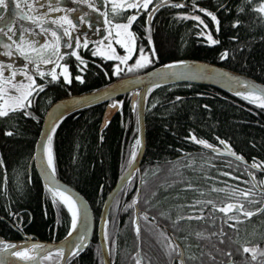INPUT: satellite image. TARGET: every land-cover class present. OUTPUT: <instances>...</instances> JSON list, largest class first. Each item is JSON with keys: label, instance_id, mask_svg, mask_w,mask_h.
<instances>
[{"label": "trees", "instance_id": "obj_1", "mask_svg": "<svg viewBox=\"0 0 264 264\" xmlns=\"http://www.w3.org/2000/svg\"><path fill=\"white\" fill-rule=\"evenodd\" d=\"M169 1L185 3L183 7L166 5L159 8L147 24L148 11H142L131 26L130 30L136 36L134 55L143 47L152 61L135 75L181 60H196L233 70L264 85V17L252 10L259 0H251V3L195 0L199 7L215 12L219 31L204 13L193 10V0ZM221 4L225 7L221 8ZM241 5L244 11L238 12L237 7ZM129 14V10H124L118 21L126 20ZM180 14L200 15L208 25L207 29ZM235 20L240 24L233 27ZM145 28H150L151 45ZM201 31L211 33L219 43L209 44L206 35L197 34ZM152 49L155 55H152ZM93 50L89 45L79 52L87 62L86 67L74 56L63 59L68 65L71 83H66L60 76L59 82L49 83L43 92L34 94L32 107L28 110L35 119L25 117L23 110L0 118V239L4 242L21 240L23 236L58 241L69 231L70 216L63 202L57 196L53 202V193L43 186L29 164L44 113L53 102L101 89L129 76L124 70L113 75L114 62L92 56ZM225 50L228 56L220 59ZM45 72L46 79L50 80L48 71ZM77 75L83 77V82L75 79ZM35 79L38 84L46 82L38 76ZM119 101L122 102L121 113L116 114L101 132L99 128L106 104L64 117L52 133L55 176L85 198L95 226L107 195L130 165L129 161L132 162L133 146L137 150L136 109L131 108L129 95ZM145 109L143 158L139 169L114 198L104 226L111 264H135L137 256L142 264H169L164 262L163 255L156 253L162 235L160 228L152 227L151 220L161 228L171 229L179 225L178 219L182 217H191L188 221L197 216H224L226 219L228 214L237 215L231 210L228 213L219 211L226 204H242L246 210L249 199L258 205L264 199L248 179V174L252 173L254 181L264 188L260 184L264 181V108L213 87L181 84L153 88L146 96ZM8 131L13 134L6 135ZM192 136L196 140H206L213 148L219 146L220 140L226 141L225 145L236 156H242L246 164L203 150ZM253 163L259 167H252ZM245 191L256 194L245 197ZM134 198L135 204L132 203ZM135 209L139 239L133 224ZM8 224L21 234H15ZM180 224L194 230L191 222ZM189 230L173 236L191 252L197 244L195 234H188ZM215 235L210 240L208 234H196L202 247L212 243L218 248V259L222 261L219 264L227 260H231L230 264H242L246 259L251 262L248 253L242 251L245 246L258 245L264 249V234ZM225 252H230L231 256H226ZM57 262L54 259L47 264ZM65 264H102L96 230L87 248Z\"/></svg>", "mask_w": 264, "mask_h": 264}, {"label": "snow or ice", "instance_id": "obj_2", "mask_svg": "<svg viewBox=\"0 0 264 264\" xmlns=\"http://www.w3.org/2000/svg\"><path fill=\"white\" fill-rule=\"evenodd\" d=\"M26 3L27 0H24ZM105 4H111V12L113 14V17L121 16L123 14L124 10H136L133 14H129L126 17V20H123L121 22H115L114 20L108 19V12H101V15L104 17V28L107 33L105 39L108 41L107 44H104L103 41L95 42L90 41L89 39L85 38L83 40L82 46L84 48H87L89 43L91 42L93 44L94 50L92 51V56H99L104 59L108 60H116L119 61V64H124L127 66L128 71H133L135 69L143 68L146 65L152 63L151 59L149 58V55L145 52L143 47L139 48L140 56L135 60V63L132 65H127V61L130 58V54L134 51L136 48L135 44V33H133L130 29L132 24L137 20V17L140 15L141 10H148L149 5L152 4V0H104ZM157 3L160 6H163L164 0H157ZM244 3H251V0H244ZM0 6L7 7L6 0H0ZM44 7L43 3L38 4H28L29 10L33 9L34 7ZM174 7H183L184 5L182 3H177L173 5ZM16 7L21 8V0H17ZM89 7H95L94 4H89ZM153 9L156 8L155 4H152ZM221 8H224L225 5L221 4ZM99 11V9H96ZM193 10H198L201 13L206 14L208 17L211 18V21L217 25V31H219V20L217 18V15L209 11L206 8L199 7L198 4L195 3V0H193ZM227 10V9H226ZM252 10L257 12L261 15V17H264V0H259L258 4H255L252 6ZM59 11L58 8H53L51 6L48 7V12H55ZM68 11H72V9H68ZM238 12H243L244 7L238 6L237 7ZM16 15L20 16L21 19H26L32 22L35 27L40 29V33L44 34V40L43 43H40L38 40L31 39L27 35V33H32L33 36L38 35L37 33H33L31 28H22L19 32L18 39H14L13 37L17 35V33L13 30L12 25L15 23V21H8L3 26H0V34L5 36L7 38V41H10V43H3L0 42V47H2L5 51L3 53H0V55H5L8 57H12L13 55H18V57H21L23 59V64L20 67H15L14 62H9L5 64L3 60H0V118H4L9 116L10 113H15L17 111L23 110V115L25 117H31L35 119L34 114L29 111L33 104V95L39 94V92H43L47 84L49 83H56L59 82L60 75L63 76V80L66 83H71L70 80V73L68 71V65L67 64H61L60 69L61 72L58 74L55 70V68L51 69L47 72V76H50V80L46 79V72L43 70V65H50L54 63H59L61 59H63V55H67V53L61 54V34L51 28L45 26L46 21H51V24L57 25L59 28L63 29V36L70 37L71 33L69 29H75L76 25L72 23V20L68 18V16H62L53 18L47 15V13H44L42 15H29L28 12H17ZM149 16L152 15V12L148 13ZM184 19H193L198 22V27L200 25H203L204 29H207L208 25L205 24L204 20L201 18L200 15H192L189 17L187 14H180ZM0 19H4L2 16H0ZM145 23L147 24L148 21L146 20ZM68 25V27H64V25ZM238 24H240L239 20H235L233 22V27H236ZM145 32L148 33V44L151 45V35H150V28H145ZM51 36V41L48 39V36ZM198 35H206L207 42L209 44H217L219 43L218 40L213 39L211 33H205L204 31H201L197 33ZM113 39L115 40V43L120 45L125 50V55H118L116 52V49L112 45ZM235 39V37H233ZM97 43H99V47H97ZM64 47L66 48H72V40L69 39L65 42ZM75 47L80 48L81 47V40L79 38H76L75 40ZM152 55H155V50L152 49ZM71 55L76 58L77 61H79L80 64H83L85 67L87 66V62L84 61V59L78 54L77 51L73 50L71 51ZM55 56V61L52 59V57ZM228 56L227 50H225L220 55V59H225ZM177 63L182 64L183 61H178ZM119 64L113 66V75H119L121 71H123L122 68L119 67ZM165 67H172V65H168ZM84 69L81 68V71ZM7 72V75H6ZM22 77L23 79H17V76ZM38 75L41 79H45V83H37L35 76ZM175 75V74H173ZM224 75H228L225 73ZM77 81L83 82V77L81 75H77L75 77ZM246 83V82H245ZM155 87V85H153ZM151 91V89H149ZM236 95L242 96L244 99L249 100L252 103L257 104L258 107L264 108V89H257L254 85H250L248 87V90L246 92H240L237 91ZM177 100L180 98L177 97ZM121 101H115L113 105H110V107H116L120 105ZM207 107V106H205ZM133 108H135V104L133 105ZM137 123H140L139 116L137 117ZM52 131H55L53 128ZM6 135H12L13 133L11 131H8L5 133ZM48 143L45 144V154L47 157V166L49 169H51V174L55 175V165L53 162V156L51 151V140L52 136L49 135L47 137ZM191 139L196 140L195 136H192ZM219 139V137H217ZM197 143L204 145L208 148H213L214 146L209 144L206 140H196ZM221 144H226L227 142L224 140H220ZM141 140L137 138L136 145H140ZM231 155H236L234 152H230ZM132 158L136 156L135 146H133V151L131 153ZM238 160H243L242 156L236 157ZM2 163V161H0ZM129 164L131 165V160L129 161ZM252 167H259L258 164L253 163ZM227 175V173H226ZM250 176H252L253 180H255V177L252 173H249ZM260 184L264 185V181H260ZM46 188H48V185H45ZM253 187H256L255 183ZM215 190V189H214ZM53 191V202L55 203V197L59 196L60 200L63 202V204L67 207L69 213H71V228L75 229L77 227V219H78V209L76 207V201L66 192L61 191L59 186H55ZM220 191H223L221 189ZM261 191L264 192V188H261ZM249 192L245 191L243 192V195L245 197L249 196ZM133 204H135V198L133 199ZM207 203L211 204L212 201H207ZM131 206V205H129ZM215 208L216 206L213 205ZM235 209L237 212H242L244 217H251L254 215L252 211H246L243 209V205H237V204H226L224 207L219 208V211L228 213L230 210ZM261 208H257L255 210L256 213L261 212ZM202 217H196V219H201ZM145 219H147V216L145 215ZM191 219V217H189ZM228 219H237L239 221L238 217L229 216ZM106 223V222H105ZM133 224L136 225V233L137 238L139 239V227L137 225L136 220H133ZM231 227H234V225H230ZM69 235H71V232H69ZM199 235V233H197ZM223 235V233H221ZM105 240H107V232H104ZM80 240H83V237H80ZM223 242V241H221ZM17 246L13 244H8L0 241V251H7L8 249H15ZM42 245L39 244H32L30 248L28 247H22L19 250L11 251L8 254L14 257L19 258V260L22 261H28L31 262L35 259L34 257V250L42 248ZM81 244L77 243L75 244V247L72 249V254L78 255V250L81 249ZM169 247H172L171 241H169ZM242 251L244 253H252V260L256 259V254L258 252V247H243ZM58 253H63V249H57ZM259 254L264 255V249L259 250ZM51 255V253H49ZM226 255L231 256V253H226ZM0 264H6V261L0 260ZM135 264H142V260L139 256L136 258ZM180 264H184V261L181 260Z\"/></svg>", "mask_w": 264, "mask_h": 264}, {"label": "water", "instance_id": "obj_3", "mask_svg": "<svg viewBox=\"0 0 264 264\" xmlns=\"http://www.w3.org/2000/svg\"><path fill=\"white\" fill-rule=\"evenodd\" d=\"M172 4L177 3L164 0L163 6ZM163 6L157 4L156 8L152 9L150 12H152L153 15L155 11ZM151 16L148 15V23ZM181 61H183L182 64L177 63V61L151 69L139 75L127 76L117 79L105 87L95 91L63 97L53 102L47 108L43 116L39 134L34 144L33 155L29 166L33 167L43 186L45 187L46 184L48 185V188L45 187L47 190L53 193L52 189L58 185L61 191L66 192V194L70 195L76 201V207L78 209L77 227L72 229L70 221L69 231L66 235L67 237L65 236L58 241H41L23 236L21 240L8 243L16 245L17 247L15 249L0 251V260L6 261V264H42V259H48L52 255H59L60 259L58 264H65L66 261L74 255L72 254V249L75 247V244L80 243L82 246L78 252L86 249L90 243L94 231L96 230L102 264H111L104 238V226L108 211L114 198L120 189L129 181L130 177L139 169L144 155V116L146 111V96L149 93V89L152 90L153 88L159 86L182 83L209 86L238 99L245 100L251 105L257 106V104L244 99L242 96L236 95V92H246L250 85H254L257 89H264V85L258 81L216 64L196 60ZM168 65H172V67H165ZM225 73L228 75H224ZM153 85H155V87H153ZM127 95L130 96V105L132 109H134L133 105L135 104L136 117L139 116L140 118V123H137V125L138 138L141 140V144L137 147L136 156L133 158L131 165L128 166L126 171L116 182L114 188L107 195L95 226L92 211L85 198L74 188L65 184L55 175L53 176L51 174V169L48 168L47 161L45 159L44 146L48 143L47 137L49 135L52 136V129L55 128L59 121L64 117L82 109L106 104L100 124V132L103 131L108 126L113 117L122 111L121 104L116 107H110V105H113L115 101H119L120 98ZM206 149L210 152L226 156L240 163L246 164L244 160H238L236 156L231 155L230 152L232 151L228 147H223V150ZM135 220L138 225L137 209H135ZM69 232H71V235H69ZM80 237H83V240H80ZM0 241L3 242L1 239ZM32 244H39L43 246L40 249L34 250L33 254L35 259L33 262L22 261L19 260V258L8 254L11 251L19 250L22 247L30 248ZM57 249H63V253H58ZM49 253H51V255H49Z\"/></svg>", "mask_w": 264, "mask_h": 264}, {"label": "flooded vegetation", "instance_id": "obj_4", "mask_svg": "<svg viewBox=\"0 0 264 264\" xmlns=\"http://www.w3.org/2000/svg\"><path fill=\"white\" fill-rule=\"evenodd\" d=\"M73 1L74 0H27V2L25 3L24 0H21V4L22 7L21 8H17L16 7V2L17 0H6V4L7 7L4 6H0V16H2L4 19H0V26H3L5 23H7L8 21H15V23L12 25L13 30L17 33L16 36H14V39H18L19 37V32L21 31L22 28H31L33 33H37L38 35L33 36L32 33H27V35L29 36V38L31 39H35L38 40L40 43H43L44 40V34L40 33V29L35 27V25L32 24L31 21L26 20V19H21L20 16L16 15L17 12H28L29 15H42L44 13H47L48 16L53 17V18H57V17H62V16H68L69 19L72 20V23L75 24L77 27H82L85 28L86 26L91 30V33L87 36L88 39L90 41H96V35H98V32L96 31L97 28H101L104 26V17L103 20L100 19L99 14L102 12H104V9H107L106 12H108V19L109 20H118L120 19L121 16H117V17H113V14L111 12V7L106 6V4L104 3V1L102 0H78L80 2L83 3V5H78V6H74L73 5ZM77 1V0H76ZM183 2V5L185 3V1H181ZM38 3H43L44 7H34L33 9L29 10L28 8V4H38ZM180 3V2H177ZM89 4H94L95 7H89ZM152 4L157 5V2H154V0H152ZM152 4L149 5V9L148 10H141L142 11H148V13L153 9ZM174 5V4H172ZM51 6L53 8H58L59 11H55V12H48V7ZM73 6L76 7L78 10L83 9L85 10V15L86 17H80V15L78 14V11H73ZM107 8H106V7ZM68 9H72V11H68ZM96 9H99V11H97ZM136 10L132 9L129 10V12L131 14H133ZM140 12V13H141ZM87 13V15H86ZM112 15V16H111ZM206 15V14H205ZM207 16V15H206ZM208 17V16H207ZM208 19L211 21V19L208 17ZM212 22V21H211ZM45 26L47 27H51L55 30H57L60 34H61V54L67 53V55H63V59L66 58L67 56H72L71 55V48H66L64 47V44L66 41H68L69 39H73V35H72V30L73 29H69L71 36L70 37H65L63 36V29L59 28L57 25H53L51 24V21H46L45 22ZM64 27H68V25H64ZM88 29V30H89ZM91 36V38L89 37ZM48 39L51 41V36L49 34ZM80 40L82 41V39L80 38ZM0 42L3 43H10V41H7V38L5 36H3L2 34H0ZM90 46H93V44L90 42L89 43ZM88 45V46H89ZM94 48V47H93ZM84 47L81 44V47L78 48V51L80 52L81 50H83ZM5 50L0 47V53H3ZM62 59V60H63ZM0 60H3L5 62V64L9 63V62H14V66L19 65L22 66L23 64V59L21 57H18V55H13L12 57H8L5 55H0ZM44 71H47L45 69H43ZM7 73V72H6ZM38 75H36L35 77H37ZM39 77V76H38ZM63 78V77H62ZM200 147V146H199ZM218 147V146H217ZM201 148V147H200ZM225 158V157H223ZM228 158V157H226ZM232 159V158H229ZM234 160V159H232ZM236 161V160H234ZM238 162V161H237ZM248 179H249V174H248ZM250 181V179H249ZM254 181V180H253ZM256 185V187H253V185ZM254 183H252L250 181L251 186L253 187V189L258 193V195H262L264 196V192L261 191V187L259 186V184L257 182L254 181ZM256 194L255 192H252L251 194ZM251 194H249V197L252 196ZM254 197V196H252ZM254 204V206H252ZM257 204V202L254 200L253 202L251 201V199H249L247 201V205L249 207L246 208V211H252L254 213L253 216L251 217H244L242 212H237L235 209H232V212H237V215H233V214H228L229 216H233V217H238L239 221L237 219H228L229 216L225 217L221 216H208L203 217V216H197V217H202L201 219H196L193 221H188L189 217H182L180 219H178L179 221V225H174L171 229L170 227H159L157 226L153 220H151V225L153 228L157 227L160 228V234L162 235V242L160 243V247L158 246V248L156 249V253L157 251L163 255L164 257V262L168 261L169 264H180V261L183 260L184 264H219L222 261H220L218 258V248L212 244H204V247H202L200 242H197L198 238L196 236L197 233L200 234H208L209 235V239L212 240L214 238L215 234H264V199L261 201V203H259L257 208H261L262 211L259 213H256L255 210L257 209H252L255 207V205ZM251 207V208H250ZM182 221H186L188 223H193V227L194 230L191 231V229L189 230V228L187 227H183L180 222ZM260 222H262L260 225ZM256 223H258V225H255ZM230 225H234V227H231ZM10 225L8 224V227ZM12 228V230H14L15 234H21L19 231L20 230H15L14 227L10 226ZM192 227V226H190ZM18 228H20V226H18ZM188 234H195V243L197 245H195L194 251L190 252V249L187 246L182 245L181 243L177 242L174 239L173 234H185L187 231ZM159 232V230L157 231V233ZM216 236V235H215ZM200 238V237H199ZM17 241V240H14ZM14 241H10V242H5V243H11ZM169 241H171L172 247H169ZM258 247V252L260 249H262L263 247H260L258 245H254ZM253 247V246H252ZM260 247V248H259ZM204 250V251H203ZM226 253L229 252H225ZM247 254V253H246ZM248 257L250 259L251 262H249V260H243L242 264H264V259H261V257H263V255L261 254H256V259L252 260V253H248L247 254ZM229 256V255H226ZM223 258V256H222ZM181 259V260H180ZM231 260H227L224 264H230Z\"/></svg>", "mask_w": 264, "mask_h": 264}, {"label": "rangeland", "instance_id": "obj_5", "mask_svg": "<svg viewBox=\"0 0 264 264\" xmlns=\"http://www.w3.org/2000/svg\"><path fill=\"white\" fill-rule=\"evenodd\" d=\"M102 1H104V0H102ZM83 5V3L82 2H80V1H76V0H74L73 1V5L74 6H78V5ZM109 5V7H111V4L109 3L108 4ZM107 4H106V6H108ZM73 6V11H78V14L80 15V17H83L84 15H85V10H83V9H80V10H78L76 7H74ZM105 6V7H106ZM107 8V7H106ZM105 11H107V9H104ZM104 11V12H105ZM102 12V11H101ZM86 15H87V13H86ZM112 16V15H111ZM84 17H86V16H84ZM99 17H100V19L101 20H103V16L101 15V13L99 14ZM115 22H121V21H118V20H114ZM89 28L86 26L85 28H83V30H82V27H75V29H73L72 30V35H73V39H72V44H73V47L71 48V51H73V50H75V51H77L78 52V54H79V51H78V48H76L75 47V40H76V38H81L82 39V41H81V44H83V40L85 39V38H87L88 39V35L91 33V30L89 29ZM96 31L98 32V35H96V41L95 42H100V41H103V43L104 44H107V40L105 39V37H106V35H107V33H106V31H105V28H104V26L103 27H101V28H97L96 29ZM90 38H91V36H89ZM112 45H113V47L116 49V52H117V54L118 55H125L126 53H125V50L120 46V45H118V44H116L115 43V40L113 39V41H112ZM97 47H99V43H97V45H96ZM70 51V52H71ZM134 52H135V49H134V51L130 54V58H129V60L127 61V65H132V64H134L135 63V60L137 59V58H139V56H140V52H138L137 54H136V56L134 55ZM148 55H149V53L148 52H146ZM102 58V57H101ZM149 58H150V56H149ZM52 59L55 61V59H56V57L55 56H53L52 57ZM106 60H108V59H106ZM110 61H113L114 62V65H117V64H119V61H116V60H110ZM61 64H64V62H63V60L61 59L60 61H59V63L57 64V63H54V64H50V65H43L42 67H43V69H45V70H47V71H50L51 69H53V68H55V70H56V72L59 74L60 72H61V69H60V65ZM147 66V65H146ZM145 66V67H146ZM15 67H20L19 65H16L15 64ZM119 67L120 68H122L124 71H126L127 73H128V75L130 76V75H135V73H138L139 71H141V70H143L145 67H143V68H139V69H135V70H133V71H128V68H127V66L126 65H124V64H119ZM6 75H7V73H6ZM61 77H63L62 75H60ZM17 79H23L22 77H20L19 76V74H18V76H17ZM208 152V151H207ZM210 153V152H209ZM50 258V257H49ZM54 259H57L58 260V257H52L51 259H50V261H53ZM46 260V259H45ZM47 260H49V259H47Z\"/></svg>", "mask_w": 264, "mask_h": 264}, {"label": "bare ground", "instance_id": "obj_6", "mask_svg": "<svg viewBox=\"0 0 264 264\" xmlns=\"http://www.w3.org/2000/svg\"><path fill=\"white\" fill-rule=\"evenodd\" d=\"M173 2V1H172ZM175 3H177V2H175ZM180 3H182L183 4V2H180ZM215 13V12H214ZM210 18V17H209ZM211 19V18H210ZM213 23V22H212ZM213 27H214V29H216V27H217V25L216 24H214L213 23ZM182 84H186V83H182ZM175 85H181V84H175ZM188 85H192V84H188ZM167 86H174V85H167ZM102 119V118H101ZM137 119V118H136ZM101 124V123H100ZM99 131H100V128H99ZM137 131H138V125H137ZM39 134V133H38ZM199 146L203 149V150H205V151H208L206 148H208V147H206V146H204V145H201V144H199ZM137 147H138V145H137ZM223 147H227L225 144H219V146L218 147H215V148H208V149H220V150H223ZM137 151V150H136ZM208 152H210V151H208ZM210 153H212V154H216V153H213V152H210ZM216 155H219V154H216ZM219 156H221V157H225L226 158V156H222V155H219ZM236 156V155H235ZM237 157V156H236ZM229 158V157H228ZM45 159H46V161H47V157H46V154H45ZM133 160V159H132ZM244 160V159H243ZM245 161V160H244ZM240 163V162H239ZM241 164H243V163H241ZM30 167V166H29ZM36 173V172H35ZM37 175V174H36ZM38 177V176H37ZM39 178V177H38ZM249 179H250V181L252 182V183H254V181H253V178L251 177V176H249ZM40 180V179H39ZM41 181V180H40ZM114 188V187H113ZM121 190V189H120ZM111 192V191H110ZM119 193V192H118ZM58 197V196H57ZM60 199V198H59ZM65 206V205H64ZM67 207L65 206V209H66ZM68 210V209H67ZM70 214V218H71V213H69ZM181 260V259H180ZM34 261V260H33ZM33 261H31V262H33Z\"/></svg>", "mask_w": 264, "mask_h": 264}]
</instances>
